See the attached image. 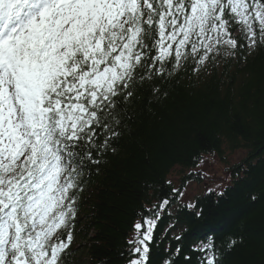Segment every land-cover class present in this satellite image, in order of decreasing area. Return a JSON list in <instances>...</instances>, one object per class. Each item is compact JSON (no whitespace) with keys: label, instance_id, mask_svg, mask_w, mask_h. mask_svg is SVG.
<instances>
[{"label":"snow or ice","instance_id":"6c2138e0","mask_svg":"<svg viewBox=\"0 0 264 264\" xmlns=\"http://www.w3.org/2000/svg\"><path fill=\"white\" fill-rule=\"evenodd\" d=\"M258 47L264 0H0V264H66L84 167L116 151L138 81ZM169 203L138 213L126 264H150ZM195 250L219 264L211 237Z\"/></svg>","mask_w":264,"mask_h":264},{"label":"trees","instance_id":"16d2710c","mask_svg":"<svg viewBox=\"0 0 264 264\" xmlns=\"http://www.w3.org/2000/svg\"><path fill=\"white\" fill-rule=\"evenodd\" d=\"M194 67L190 60L163 79L138 81L135 96L121 105L130 119L116 151L84 167L66 264H126L138 213L164 198L170 203L153 231L150 264L177 247L176 264H185V255L200 264L207 253L195 248L209 237L219 264H264V47ZM233 152L243 156L225 168L221 191L196 196L193 207L178 202L174 169L182 187L200 179L195 170L203 158L218 154L227 162Z\"/></svg>","mask_w":264,"mask_h":264},{"label":"rangeland","instance_id":"374dc122","mask_svg":"<svg viewBox=\"0 0 264 264\" xmlns=\"http://www.w3.org/2000/svg\"><path fill=\"white\" fill-rule=\"evenodd\" d=\"M242 156L243 155L240 152L227 153V162H224L222 157L218 154L206 156L198 165V168L200 169V173L198 174L200 179L186 181L187 183L181 191L183 195L179 196L178 202L180 204L192 205L197 195L204 193L211 188H215L217 184V186H220L219 181L224 180L226 174H228V170L225 168L230 164L237 163ZM180 176L181 173L179 168L174 169L170 175L171 181L176 188H179L180 186ZM77 241H79V237L78 240L76 239V242Z\"/></svg>","mask_w":264,"mask_h":264},{"label":"bare ground","instance_id":"6f19581e","mask_svg":"<svg viewBox=\"0 0 264 264\" xmlns=\"http://www.w3.org/2000/svg\"><path fill=\"white\" fill-rule=\"evenodd\" d=\"M227 183H228V179L227 178H225L224 180H220L219 181V184L222 185L223 187H225V185H227Z\"/></svg>","mask_w":264,"mask_h":264}]
</instances>
